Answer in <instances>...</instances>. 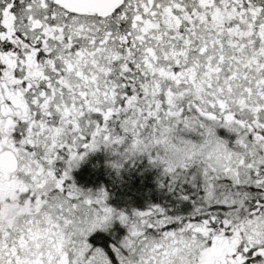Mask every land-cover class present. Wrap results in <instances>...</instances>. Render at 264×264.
<instances>
[{
    "label": "snow or ice",
    "instance_id": "1",
    "mask_svg": "<svg viewBox=\"0 0 264 264\" xmlns=\"http://www.w3.org/2000/svg\"><path fill=\"white\" fill-rule=\"evenodd\" d=\"M208 125L218 160L162 158ZM101 146L177 204L79 186ZM113 219L110 254L89 237ZM0 264H264V0H0Z\"/></svg>",
    "mask_w": 264,
    "mask_h": 264
},
{
    "label": "trees",
    "instance_id": "2",
    "mask_svg": "<svg viewBox=\"0 0 264 264\" xmlns=\"http://www.w3.org/2000/svg\"><path fill=\"white\" fill-rule=\"evenodd\" d=\"M218 134L228 137L227 130L223 128L218 129ZM117 159V155L101 146L89 152L79 166L72 169V177L84 189L106 190L108 205L118 210L131 212L133 209L143 210L150 204L169 207L177 204L176 194L167 186H161L162 168L155 167L146 154L122 160L120 168L109 163ZM125 235V226L118 219H113L109 228L97 229L89 240L95 247L111 254L110 245Z\"/></svg>",
    "mask_w": 264,
    "mask_h": 264
},
{
    "label": "clouds",
    "instance_id": "3",
    "mask_svg": "<svg viewBox=\"0 0 264 264\" xmlns=\"http://www.w3.org/2000/svg\"><path fill=\"white\" fill-rule=\"evenodd\" d=\"M220 141H227V137L220 136L213 125H208L201 138L196 140H193L190 136L178 135L173 130L166 133L161 139L160 148L164 152L162 158H166L173 164L183 162L186 157L205 158L211 156L214 160H218L222 155ZM220 162L223 163L224 161L221 160ZM109 163L112 165L119 164V168L122 167V163L118 160ZM7 190V184H5V192ZM99 190L97 191L99 192Z\"/></svg>",
    "mask_w": 264,
    "mask_h": 264
},
{
    "label": "rangeland",
    "instance_id": "4",
    "mask_svg": "<svg viewBox=\"0 0 264 264\" xmlns=\"http://www.w3.org/2000/svg\"><path fill=\"white\" fill-rule=\"evenodd\" d=\"M61 164H63V162L61 163ZM186 206V205H185ZM119 220V219H118ZM121 223V222H120ZM122 224V223H121ZM125 226V231H126V235H127V226L126 225H124Z\"/></svg>",
    "mask_w": 264,
    "mask_h": 264
}]
</instances>
